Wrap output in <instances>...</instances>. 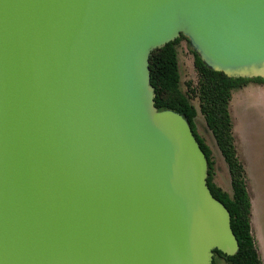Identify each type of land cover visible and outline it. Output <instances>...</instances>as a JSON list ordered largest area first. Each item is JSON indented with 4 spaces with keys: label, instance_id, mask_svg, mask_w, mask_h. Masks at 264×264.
<instances>
[{
    "label": "water",
    "instance_id": "1",
    "mask_svg": "<svg viewBox=\"0 0 264 264\" xmlns=\"http://www.w3.org/2000/svg\"><path fill=\"white\" fill-rule=\"evenodd\" d=\"M187 38L264 79V0H0V264H213L239 241L150 58Z\"/></svg>",
    "mask_w": 264,
    "mask_h": 264
},
{
    "label": "trees",
    "instance_id": "2",
    "mask_svg": "<svg viewBox=\"0 0 264 264\" xmlns=\"http://www.w3.org/2000/svg\"><path fill=\"white\" fill-rule=\"evenodd\" d=\"M184 36L155 50L150 58L151 82L156 92V107L159 110H173L182 114L188 121L208 160V186L212 194L222 202L232 216V228L239 241V251L234 256H227L221 251H214L216 258L227 264H263L262 258L252 234V204L247 186L244 164L238 154L234 135L233 118L230 111L235 90L243 89L251 82L264 83L262 78H235L209 68L193 49L194 66L198 74V83H188V94L181 88L178 46ZM188 41V40H187ZM199 100L200 112L216 145L228 167L232 194L215 183V160L213 151L197 131V108L191 99Z\"/></svg>",
    "mask_w": 264,
    "mask_h": 264
},
{
    "label": "rangeland",
    "instance_id": "3",
    "mask_svg": "<svg viewBox=\"0 0 264 264\" xmlns=\"http://www.w3.org/2000/svg\"><path fill=\"white\" fill-rule=\"evenodd\" d=\"M192 50L186 39L178 46L181 88L187 94V84L190 82L196 86L198 83ZM191 102L198 110L197 131L213 151L215 180L225 190L232 192L227 165L200 112L199 100L192 98ZM230 111L238 154L247 173L248 192L252 201V234L264 264V83L251 82L243 89L235 90ZM215 258L216 264H227L222 259Z\"/></svg>",
    "mask_w": 264,
    "mask_h": 264
},
{
    "label": "crops",
    "instance_id": "4",
    "mask_svg": "<svg viewBox=\"0 0 264 264\" xmlns=\"http://www.w3.org/2000/svg\"><path fill=\"white\" fill-rule=\"evenodd\" d=\"M232 115V114H231ZM236 139V138H235ZM211 148V147H210ZM245 167V166H244ZM228 168V167H227ZM245 170H246V168H245ZM229 171V170H228ZM246 175H247V173H246ZM215 183L218 185V186H220L217 182H216V180H215ZM248 186V185H247ZM221 188H223L222 186H220ZM224 189V188H223ZM225 190V189H224ZM226 192H228V193H230V194H232V192H229V191H227V190H225ZM250 199H251V197H250ZM251 204H252V201H251ZM251 219H252V216H251ZM251 227H252V223H251ZM255 238V237H254ZM256 240V239H255ZM260 254V253H259ZM261 256V255H260Z\"/></svg>",
    "mask_w": 264,
    "mask_h": 264
}]
</instances>
